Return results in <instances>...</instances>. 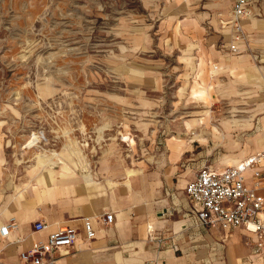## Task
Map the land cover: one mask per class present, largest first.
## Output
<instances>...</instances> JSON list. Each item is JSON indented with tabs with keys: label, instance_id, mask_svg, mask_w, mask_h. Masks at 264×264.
<instances>
[{
	"label": "rangeland",
	"instance_id": "1",
	"mask_svg": "<svg viewBox=\"0 0 264 264\" xmlns=\"http://www.w3.org/2000/svg\"><path fill=\"white\" fill-rule=\"evenodd\" d=\"M219 1L220 16L227 18L226 4ZM214 3L0 0V211L22 200L24 206V191L36 194L46 169L90 171L102 182L94 193L123 199L124 181L140 171L158 173L159 184L147 199L153 206L167 187V152L170 165L180 162L179 171L189 169V177L198 166L231 167L223 163L262 147L264 117L250 137L264 116V0L255 41L245 34L235 56L228 55L230 38L223 37L224 19ZM215 55H247L250 64L234 73L244 60L225 65ZM200 59L210 94L191 96L193 80L200 82ZM230 85L236 93L229 92ZM246 91L254 97L242 100L239 94ZM205 117L220 140L202 124L185 130L186 120ZM173 138L184 142L185 157L172 159ZM103 162L108 178L99 172ZM115 175L118 184L111 186L106 179Z\"/></svg>",
	"mask_w": 264,
	"mask_h": 264
},
{
	"label": "crops",
	"instance_id": "2",
	"mask_svg": "<svg viewBox=\"0 0 264 264\" xmlns=\"http://www.w3.org/2000/svg\"><path fill=\"white\" fill-rule=\"evenodd\" d=\"M215 1L214 5L219 9L218 15L220 16L223 9L217 6L220 1ZM223 1L226 4L225 11L229 13L228 7L231 10L233 1ZM261 8L262 0L261 2L258 0V3L253 6L255 22L254 19L249 20L246 24L248 29L243 26L245 34L252 41H255L258 25L262 21L256 18L257 15H260ZM220 17L224 19L219 22L223 30V37L230 38L229 26L225 24L228 17ZM214 22H217L216 16ZM184 26L188 28V24ZM227 52L231 56L238 55L229 53L228 49ZM200 56H203L207 62L211 61V57H206L203 53ZM215 57L220 58V63L223 61L225 65L233 59L241 58L244 60V66L233 71L234 73L246 69L250 64L247 55L230 59L218 55H215ZM197 65L196 69L200 82L193 80L189 94L191 96L210 94V85H207V81L202 74L204 61L200 59ZM214 68L215 66H213V72H215ZM224 70L230 72L226 68ZM231 88V85L227 87L230 93H232ZM233 93H236V91ZM239 95L243 98L242 100L254 97L250 91ZM263 117L258 119V125L255 127L256 133L250 138L258 133L257 128L261 126L260 119ZM208 121L207 117L191 119L186 120L183 125L185 130L189 132V124L194 122V126L202 124L205 127H210ZM210 129L213 137L219 139L217 137L218 133L211 127ZM223 131H228V128ZM172 140L176 142V148L174 150L172 148V159L185 157L187 151L184 142L176 138ZM256 143L257 140H254L252 145H256ZM263 143L261 142L262 146ZM261 148L260 145L258 150L249 153L246 157L258 152ZM167 156V168L164 170L167 187L164 198L158 200L153 206L147 204V199L156 188L155 186L159 184L158 173L147 174L146 171L145 173L140 171V173L129 178L128 181H124L127 193L126 198L123 199L120 196L108 195L105 191L94 193L93 190L102 187V182L93 177L90 171L85 170V173H81L79 170L78 173V169H76V173L69 174L61 171L57 173L53 169L41 171V188L35 185L36 181L32 178V185L38 187V192L35 194L32 190H25L23 199H25V194H28V197L24 206L22 200L20 203H10V205H13H9L8 208L0 211V229L8 223L9 218L14 219L17 224V229L10 232L6 238L0 237V264H19L18 255L20 252L29 249L35 241L45 240L59 225H67L77 231V240L69 254L61 258V264H264L257 255L251 252V245L255 241V236L243 228L224 232L222 230H199L189 227L190 219L187 213L191 211L192 206L188 200L186 203L184 199V197L186 198L184 188L194 179L195 174L203 165L198 166L193 174L188 177L187 174L190 170L180 172V162L175 166L170 165ZM246 157L242 159L232 157V161L223 164L235 166ZM106 166L109 165L103 162L99 172L104 173L108 178L109 173ZM222 167L223 165H218L213 170L219 172L223 170ZM117 169L118 174L119 168ZM173 174L177 175L176 182L172 177ZM88 176H90V180H88ZM116 176L113 180L106 179V181L111 186H116L118 184L114 181ZM27 180L26 173L21 186ZM181 180H185V183H180ZM17 186L21 187L20 185ZM107 213L113 215V221L110 225H104L101 220ZM164 214L167 215L164 216ZM85 219L90 221L95 231V238L92 240L86 239ZM40 220L48 225V229L40 233H34L33 224ZM149 228L152 229L155 236L168 232L174 237L172 240L166 239L162 245L151 243L147 240ZM170 244L177 245L179 250L174 251L169 247Z\"/></svg>",
	"mask_w": 264,
	"mask_h": 264
},
{
	"label": "built area",
	"instance_id": "3",
	"mask_svg": "<svg viewBox=\"0 0 264 264\" xmlns=\"http://www.w3.org/2000/svg\"><path fill=\"white\" fill-rule=\"evenodd\" d=\"M230 16L225 22L230 29V40L226 45L229 53L239 54L245 41L242 22L253 16V6L258 0H232ZM186 199L191 204L187 213L191 229L231 231L243 228L255 236L251 252L264 262V143L262 149L237 165L217 172L203 166L184 188ZM169 213V212H168ZM167 213V214H168ZM167 214H164L167 215ZM104 225H110L113 215L102 217ZM17 229L10 219L0 229V237ZM48 229L42 220L33 224V232ZM86 239L95 238V231L88 219L84 220ZM171 233L155 236L149 228L147 240L162 245L166 239H173ZM77 240V231L67 225H59L45 240L35 241L32 246L19 253V264H61V258L69 254ZM178 251L175 244H170Z\"/></svg>",
	"mask_w": 264,
	"mask_h": 264
},
{
	"label": "bare ground",
	"instance_id": "4",
	"mask_svg": "<svg viewBox=\"0 0 264 264\" xmlns=\"http://www.w3.org/2000/svg\"><path fill=\"white\" fill-rule=\"evenodd\" d=\"M229 16H230V12L228 13L227 17L229 18ZM247 19L252 20L253 18H252V17H249V18H247ZM245 20H246V19H244L243 22H244ZM243 22H242V25H243ZM209 112H211V111L209 110ZM219 131H220V135H221V136H224V133H223L221 130H219ZM191 133H192V132H191ZM192 134H194V133H192ZM40 135L43 136L42 133H40ZM197 137H198V135H196V136L193 137V138H194V139H197ZM42 138H44V137H42ZM122 140H123V141H127L128 138L122 136ZM261 149H262V148H261ZM261 149H260V150H261ZM260 150H259V151H260ZM259 151H258V152H259ZM39 162H40V163H44V162H43V157H39ZM88 180H90V176H88ZM12 220H14V219H12ZM14 221H15V220H14Z\"/></svg>",
	"mask_w": 264,
	"mask_h": 264
}]
</instances>
